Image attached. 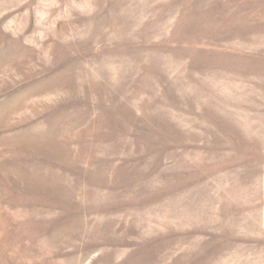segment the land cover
<instances>
[{
    "label": "rangeland",
    "instance_id": "1",
    "mask_svg": "<svg viewBox=\"0 0 264 264\" xmlns=\"http://www.w3.org/2000/svg\"><path fill=\"white\" fill-rule=\"evenodd\" d=\"M0 264H264V0H0Z\"/></svg>",
    "mask_w": 264,
    "mask_h": 264
}]
</instances>
